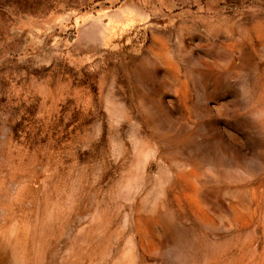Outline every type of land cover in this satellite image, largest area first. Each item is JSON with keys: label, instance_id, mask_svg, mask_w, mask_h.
<instances>
[{"label": "rangeland", "instance_id": "rangeland-1", "mask_svg": "<svg viewBox=\"0 0 264 264\" xmlns=\"http://www.w3.org/2000/svg\"><path fill=\"white\" fill-rule=\"evenodd\" d=\"M0 264H264V0H0Z\"/></svg>", "mask_w": 264, "mask_h": 264}]
</instances>
